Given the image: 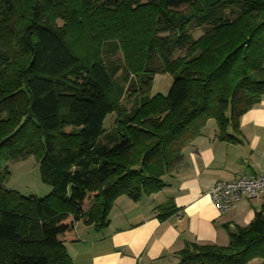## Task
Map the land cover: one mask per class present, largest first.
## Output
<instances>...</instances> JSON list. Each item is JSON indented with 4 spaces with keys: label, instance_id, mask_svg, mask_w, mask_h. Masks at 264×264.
Instances as JSON below:
<instances>
[{
    "label": "trees",
    "instance_id": "trees-1",
    "mask_svg": "<svg viewBox=\"0 0 264 264\" xmlns=\"http://www.w3.org/2000/svg\"><path fill=\"white\" fill-rule=\"evenodd\" d=\"M191 23L204 29L197 39ZM109 33L119 37L124 80H139L128 113L118 69L101 57ZM165 73L166 96L151 97L154 75ZM262 98L264 0H0V264H73L64 244L77 241V222L101 230L117 198L161 191L208 120L219 140L235 142L239 119ZM31 155L52 189L43 198L3 186L5 165ZM176 256L264 264V210L227 245L189 243Z\"/></svg>",
    "mask_w": 264,
    "mask_h": 264
},
{
    "label": "crops",
    "instance_id": "crops-1",
    "mask_svg": "<svg viewBox=\"0 0 264 264\" xmlns=\"http://www.w3.org/2000/svg\"><path fill=\"white\" fill-rule=\"evenodd\" d=\"M217 134L215 122L208 120L163 177V189L138 202L117 198L107 227L95 230L77 222V241L64 244L73 264H177L176 254L186 244L227 245L230 231L264 210V197L243 198L219 213L210 189L219 181L264 172V98L239 119L235 142L221 141Z\"/></svg>",
    "mask_w": 264,
    "mask_h": 264
},
{
    "label": "rangeland",
    "instance_id": "rangeland-1",
    "mask_svg": "<svg viewBox=\"0 0 264 264\" xmlns=\"http://www.w3.org/2000/svg\"><path fill=\"white\" fill-rule=\"evenodd\" d=\"M142 3L144 4L145 0H142ZM134 6L135 5L132 7ZM231 8L233 11L229 8L226 10V13L231 11L230 14L233 15L234 11H237V8L232 6ZM59 25H61L60 22ZM203 30V28H196L193 23L189 24L187 28V32L191 39H197L200 37L204 32ZM118 40V36H113L112 33H109L102 41L101 57L109 69L112 67L118 69V72L113 78V82L123 90V95L119 99L118 103L119 108L128 113L133 108L138 106L140 102V96H138V94L137 96L129 95L131 85L136 84V86H138L139 80L133 74H131L126 81L124 80L126 72V70L123 69L125 66V57ZM185 47L183 49L175 50L173 53V59L183 57L185 54ZM171 83L172 79L166 73L154 75L151 84L150 96L153 97L157 94L166 96ZM116 117V114H111L107 117L105 121L106 131L112 129V125ZM5 166L7 167L8 176L3 183V186L6 190L16 191L24 197L35 196L38 198H43L51 193V187L44 184L41 180L38 159L35 156L31 155L21 161L9 162ZM259 263V261H256L253 264Z\"/></svg>",
    "mask_w": 264,
    "mask_h": 264
},
{
    "label": "built area",
    "instance_id": "built-area-1",
    "mask_svg": "<svg viewBox=\"0 0 264 264\" xmlns=\"http://www.w3.org/2000/svg\"><path fill=\"white\" fill-rule=\"evenodd\" d=\"M264 197V172L255 177H241L233 181L216 182L210 189V198L219 213L233 208L237 202Z\"/></svg>",
    "mask_w": 264,
    "mask_h": 264
}]
</instances>
